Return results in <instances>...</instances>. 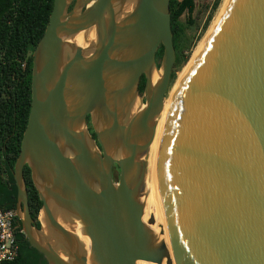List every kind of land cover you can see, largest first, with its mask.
Returning <instances> with one entry per match:
<instances>
[{"label": "water", "instance_id": "95a60500", "mask_svg": "<svg viewBox=\"0 0 264 264\" xmlns=\"http://www.w3.org/2000/svg\"><path fill=\"white\" fill-rule=\"evenodd\" d=\"M170 3L54 0L13 168L17 216L48 264H264V0H230L182 80L158 163L165 225L143 220L177 56Z\"/></svg>", "mask_w": 264, "mask_h": 264}, {"label": "trees", "instance_id": "16d2710c", "mask_svg": "<svg viewBox=\"0 0 264 264\" xmlns=\"http://www.w3.org/2000/svg\"><path fill=\"white\" fill-rule=\"evenodd\" d=\"M220 1H215L214 9L219 6ZM53 4L54 0H0V209H16L17 186L13 168L21 150L31 109L33 52L44 35ZM170 6L176 67L188 59L180 50L183 32L180 17L188 12L189 22L193 24L195 19L191 15L197 5L196 0H171ZM163 51L164 47L161 45L157 61L161 60ZM174 75L175 73L172 74L173 79ZM144 88L143 76L139 87L141 94ZM93 135L95 136L94 132ZM24 175L32 217L37 226H40L38 217L42 201L32 182L28 166L25 167ZM20 237L18 257L5 264H48L44 255L28 242L24 233Z\"/></svg>", "mask_w": 264, "mask_h": 264}, {"label": "bare ground", "instance_id": "6f19581e", "mask_svg": "<svg viewBox=\"0 0 264 264\" xmlns=\"http://www.w3.org/2000/svg\"><path fill=\"white\" fill-rule=\"evenodd\" d=\"M229 1L230 0H225L224 1V4H223V6L221 8V11H220L216 21L214 22L212 27L209 29V31L207 32L205 37L200 42V44L198 45L197 49L195 50L193 58H192L189 66H188V69L185 71V74H184L182 80L184 79V77L186 76V74L189 71L190 67L192 66L196 56L200 52V50L203 47L204 43L206 42L209 34L211 33V31L213 30V28L217 24L218 20L220 19L221 15L224 12L225 8L227 7ZM84 37H85V33L81 32V33H79L76 36L75 40L79 44L85 45L86 41H85ZM89 37L90 38H94L95 37V33L93 32L91 34V36H89ZM160 73H161V71L160 72L159 71L155 72L154 77H153V82H156L160 78ZM182 80H181V82H182ZM178 89H179V87H178ZM165 97H166V95H165ZM174 98H175V96H174ZM174 98H173V100H174ZM171 102L173 103V101H171ZM165 103H166V100L164 98L163 109H162V112L160 114L159 121L157 123V127H156V130H155L153 141L151 142L150 148H149V150L147 152V156H146V159H147V172H146L145 195H144L145 214H144L143 220L145 222H148L150 216L151 215H155L156 222H155V224L151 225V227L156 233H158L160 231V224L161 223L165 225V214H164V211H163V206L161 204L160 195H159V189H158V163H159V157H160V154H161V149H162V144H163V136H164L166 123H167L168 116H169V113H170V110H171V106H172V104H171V106L169 108H166ZM165 231H166V234H167V237H168L166 226H165ZM83 239H84L87 247H89L88 237H83ZM92 258H93V256H92ZM143 264H152V263H143Z\"/></svg>", "mask_w": 264, "mask_h": 264}, {"label": "rangeland", "instance_id": "374dc122", "mask_svg": "<svg viewBox=\"0 0 264 264\" xmlns=\"http://www.w3.org/2000/svg\"><path fill=\"white\" fill-rule=\"evenodd\" d=\"M215 1L216 0H196L197 6L191 15V18L193 20L195 19V22L193 24L189 22L188 12H185L180 17V21L183 25V32L181 35L182 45L180 47V50L184 56L188 57V59L184 63H182V65L174 67V79L171 77V82L165 97L166 108H169L171 106V101H173V98L185 74V71L188 69V66L193 58L195 50L216 21L225 0H221L219 6L214 9L213 6ZM209 16L210 19L208 20ZM93 32L94 30L88 31L85 36L91 40L92 38H90L89 36H91ZM158 61L160 62L161 60L159 59ZM115 172L116 174H118V170H115Z\"/></svg>", "mask_w": 264, "mask_h": 264}, {"label": "built area", "instance_id": "2783aa9c", "mask_svg": "<svg viewBox=\"0 0 264 264\" xmlns=\"http://www.w3.org/2000/svg\"><path fill=\"white\" fill-rule=\"evenodd\" d=\"M24 233L15 209H0V264L19 255L20 235Z\"/></svg>", "mask_w": 264, "mask_h": 264}, {"label": "flooded vegetation", "instance_id": "af4514ba", "mask_svg": "<svg viewBox=\"0 0 264 264\" xmlns=\"http://www.w3.org/2000/svg\"><path fill=\"white\" fill-rule=\"evenodd\" d=\"M75 3V1L73 2V4ZM73 4L71 5V8H72V6H73ZM70 8V9H71ZM90 129H91V127H90ZM91 132H92V134H93V131H92V129H91ZM94 136V135H93ZM95 137V136H94ZM27 184V183H26ZM30 205V204H29ZM31 211V210H30ZM32 214V213H31ZM19 240H21V237L19 238Z\"/></svg>", "mask_w": 264, "mask_h": 264}]
</instances>
